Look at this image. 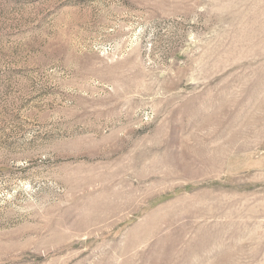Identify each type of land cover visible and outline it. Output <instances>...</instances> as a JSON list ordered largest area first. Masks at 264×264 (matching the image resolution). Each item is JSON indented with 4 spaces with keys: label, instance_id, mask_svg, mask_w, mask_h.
Instances as JSON below:
<instances>
[{
    "label": "rangeland",
    "instance_id": "374dc122",
    "mask_svg": "<svg viewBox=\"0 0 264 264\" xmlns=\"http://www.w3.org/2000/svg\"><path fill=\"white\" fill-rule=\"evenodd\" d=\"M0 264H264V0H0Z\"/></svg>",
    "mask_w": 264,
    "mask_h": 264
}]
</instances>
